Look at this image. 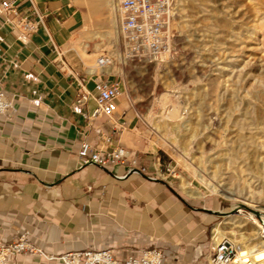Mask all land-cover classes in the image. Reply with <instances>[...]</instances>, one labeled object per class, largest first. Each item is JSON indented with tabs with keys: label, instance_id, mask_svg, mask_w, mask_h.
Listing matches in <instances>:
<instances>
[{
	"label": "crops",
	"instance_id": "obj_1",
	"mask_svg": "<svg viewBox=\"0 0 264 264\" xmlns=\"http://www.w3.org/2000/svg\"><path fill=\"white\" fill-rule=\"evenodd\" d=\"M35 1L46 15L35 33L13 30L0 10V84L14 99L0 115V240L26 232L45 252L19 255L18 264H61L58 256L68 251L102 246L124 257L163 239L175 244V264H201L194 243L201 229L191 227L171 196L146 191V177L127 174L123 165L81 164L83 141L106 150L123 145L144 162L150 156L121 95L112 119L93 117V100L75 102L81 78L89 89L96 76L115 79L86 66L75 49L81 8L75 0ZM29 255L47 259L33 263Z\"/></svg>",
	"mask_w": 264,
	"mask_h": 264
},
{
	"label": "rangeland",
	"instance_id": "obj_2",
	"mask_svg": "<svg viewBox=\"0 0 264 264\" xmlns=\"http://www.w3.org/2000/svg\"><path fill=\"white\" fill-rule=\"evenodd\" d=\"M176 1L175 36L170 51L161 54L158 60L141 61L126 57V62H122L123 56H126L125 47L121 42L117 45L114 38L106 35L107 28L102 19H99L100 24L97 22L94 28H89L90 13L85 0H75L84 17L79 37L81 45H75V49L85 65L94 67L96 71H100L97 60L101 54L109 53L112 56V64L103 71L111 73V77L121 83V97L139 122L135 129L137 142L150 156L145 162L142 160L149 176L154 177L149 179L144 175L145 190L166 193L177 202L191 227L201 229V234L194 240L199 250V260L204 264H212L214 248L223 239L231 241L237 249L244 244L255 246L261 240L259 226L264 224V192L262 194L260 190L264 188V167L257 161L228 163L221 158L222 150L224 152L228 148L226 142L236 139L237 135L235 132L226 134L222 128L225 124L220 122L219 125V121H224L228 113L232 121L237 119L243 124L244 133L252 137L253 141L257 144L264 142V77L261 76V79L259 76L261 87L257 85V80H250V83L244 85L240 82L235 84V92L232 99H228L229 103L221 97V66L225 54L223 35H227L233 53L237 49V41L245 33L244 25L252 23L248 0ZM241 19H244L245 24ZM210 21H213L215 30L207 33L204 28ZM88 29L91 31L85 34ZM95 32L99 34L96 36ZM84 47L91 54L87 59L83 55ZM257 53L264 55L263 48L258 49ZM165 95L167 99H164ZM256 95L259 96L258 100ZM248 99H254L253 102L257 104L254 107L248 105ZM238 102H242V105ZM234 104L240 106L235 107ZM174 105L179 106L181 116L170 115ZM243 105L246 107L243 108ZM237 108L241 109L240 112ZM205 125L204 137L208 142L204 143L199 142V134H195L193 128H203ZM187 126L190 127L186 130ZM183 181L198 189L201 195L191 196L186 193L181 186ZM207 183L223 191L213 192ZM163 201L166 202L165 199ZM220 210L229 213L225 215ZM218 223L223 235L217 242L214 226ZM154 246L157 245L151 247ZM158 246L172 250L173 253L176 250L175 244L167 239L161 240ZM29 258L33 263L47 259L33 255H29ZM61 264L64 263L61 261Z\"/></svg>",
	"mask_w": 264,
	"mask_h": 264
},
{
	"label": "built area",
	"instance_id": "obj_3",
	"mask_svg": "<svg viewBox=\"0 0 264 264\" xmlns=\"http://www.w3.org/2000/svg\"><path fill=\"white\" fill-rule=\"evenodd\" d=\"M117 1L125 54L141 61H154L158 60L162 53L170 51L175 36L176 0ZM25 3L29 4L28 14L21 11ZM0 10L5 16L6 23L15 31L35 33L41 26L46 25V15L39 10L35 0H0ZM112 62V56L103 53L97 60V66L103 70ZM85 81V78L78 81L79 88L75 101L77 106H83L93 100L95 107L91 115L112 119L118 108L121 83L116 79L96 76L94 88L89 89ZM13 107L14 99L0 84V115L6 114ZM78 155L83 165L94 164L104 169L123 165L127 174L147 175L149 179H154L149 176L142 158L123 145L106 150L98 144L83 141ZM24 253L41 256L45 252L29 239L26 232L11 240H0V264H18L19 255ZM236 253L234 244L223 239L214 248L211 263L230 264ZM58 257L63 259L64 264H175L173 251L158 245L136 249L124 257H119L111 246L72 250Z\"/></svg>",
	"mask_w": 264,
	"mask_h": 264
},
{
	"label": "bare ground",
	"instance_id": "obj_4",
	"mask_svg": "<svg viewBox=\"0 0 264 264\" xmlns=\"http://www.w3.org/2000/svg\"><path fill=\"white\" fill-rule=\"evenodd\" d=\"M85 1H86V4L88 5L89 13H90L89 14V19H88V25L90 26L89 28L90 29H91V27L94 28V26L97 24V22L99 23V21H100L99 19H102V21H103L102 23H105L106 28H107L106 31H105L106 35L108 37H110V38H114L115 41L117 42V45H119L118 43H120V42L122 43V45H124L125 42H124L123 36L121 34L120 27H119L120 13H119V10H118V3H117L118 1L117 0H85ZM248 2L250 4V8H251L250 11L252 12V13H250L251 17H253L252 20H251L252 23L245 24V22L243 21L244 19L243 20L241 19L244 22V24H245L244 25L245 27H244V30H243L245 33L241 35L240 41L239 42L237 41V43H236L237 49L234 50L235 52L233 51V53H231L232 49L230 50V45H229V42H228L229 39L226 37L227 36L226 34L223 35L224 40H225L224 41V46H223L225 54H224V57H223V65L221 66L222 77L223 78H222V82H221V93H222V95L221 94L220 95H221L222 99L224 100V102H227V103H229L228 99H230L232 97V95H234L235 89L233 88V86L235 84H238L240 82V84L244 85L246 82L250 83L249 82L250 80H255V81L257 80V83H258V80H259V83L260 82L262 83L261 76L264 77V55H262V54L258 55V53H257V50L260 49V48H263V51H264V0H248ZM234 13H236V12H234ZM247 23H248V21H247ZM90 29H88V31H86L85 34L89 33ZM204 29H205V31H207V33H209V32L212 33L215 30L213 21L212 22L210 21V23H208L207 27L204 28ZM196 32H198V31L196 30ZM98 34H99L98 32H95L96 36ZM83 53H85L87 55V57L91 56V54H88L86 52V47L83 48ZM259 53H261V51ZM120 54H122V53H120ZM124 55H126V56H123V58H122L123 60L121 59L122 62H124L126 60V57L130 58L127 54H124ZM92 59H94V58H92ZM127 62H128V60H127ZM255 72H258V74H255ZM259 76H260L261 79H259ZM259 83L257 85H259V87H261L260 86L261 83L260 84ZM263 84H264V82H263ZM241 87H242V85H241ZM244 88H245V86H244ZM247 93H249V92H247ZM194 97H195V95H194ZM194 97H192V98H194ZM245 97L246 96H243V98H245ZM258 97L259 96L256 95L257 100H258ZM260 98H259V100H260ZM164 99H167L166 95L164 96ZM253 100L250 99L248 101V105L251 104V106L254 107L257 103L253 102ZM262 100H264V97H263ZM236 102L237 101H235L234 103H236ZM238 103H240V102H238ZM237 105H239V104H234L233 106H235V107H239L240 106V105L239 106H237ZM251 106H249V107H251ZM244 107H246V106L243 105V108ZM237 109L239 110L240 108H237ZM240 110H239V112H240ZM251 110H252V108H251ZM179 111H180L179 110V106L178 105H174L173 109L170 112L171 114L170 113L169 114L172 115V116L174 115L175 117L178 116V115L181 116ZM223 115H225V113H223ZM181 118L185 119L183 116ZM198 118H197V120H198ZM243 119H244V117H243ZM251 120H252V118H251ZM176 122H179V121H176ZM220 122L225 124V126H222V128L224 127V131H225L226 134H229L231 132H235L236 135H237L236 139L229 140L228 142H226L227 145H228V148H225L224 152L222 150L221 158L222 159H226L228 161V163L229 162H231V163L232 162H240V161H243V162L257 161L264 167V155H263L264 154V142L263 141L260 142V143L258 142V144H257L255 141H253L252 137L248 136L247 133H244L245 128H244L243 124L241 125V122L239 120H237V119L232 121L231 117H230V115H228V113L225 115L224 121L223 120L221 121V119H220L219 125H220ZM208 124H210V123L208 122ZM183 125H185V124H183ZM189 125H190V123H189ZM260 125H261V123H260ZM210 126H211V124H210ZM261 126H263V125H261ZM177 127H178V124H177ZM189 127L187 126L185 129L187 130V128H189ZM206 127H207V125H205L203 128H201V127L193 128L194 133L195 134L196 133L199 134V142L200 141L204 142V143L208 142L206 137H204L205 136ZM249 127H251V126H249ZM256 127H257V125H256ZM252 128H254V127L252 126ZM257 128H259V127H257ZM198 129H200L202 131V133ZM247 132L250 133L251 131H247ZM195 134H193V135H195ZM253 136H255V135H253ZM210 137H211V135H210ZM190 139H191V137H190ZM210 146H211V144H210ZM200 147H201V145H200ZM212 147H213V145H212ZM202 150L203 149H200V151H202ZM218 155H220V154H218ZM243 179H245V178H243ZM243 179H241V180H243ZM207 184H208V186L211 188V190L213 192H219V191L222 192L223 191L222 189H220L218 186H216L214 184H210V183H207ZM181 186H182V189L186 193L191 195V196H200L201 195V193L199 192L198 189L191 187L185 181L182 182ZM205 187H206V185H205ZM262 192H264V188H263V190H260V193H262ZM257 193H259V192H257ZM233 209H237V207H234ZM220 213H225V215H226V214L229 213V211L226 212L224 210H220ZM228 218H230V217H228ZM259 227H260V231H261V234L259 235V237L261 238L260 242L257 245L254 244L255 246L244 244L241 247H239L238 249L236 248V250H237L236 256H235V258L232 260V262L230 264H264V224H260ZM214 231H215V238H216V240L218 242V240H220L221 236L223 235V231H222L219 223L214 226ZM229 243H232V242L229 241Z\"/></svg>",
	"mask_w": 264,
	"mask_h": 264
}]
</instances>
